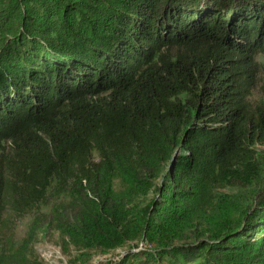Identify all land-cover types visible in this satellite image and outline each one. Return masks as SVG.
Returning a JSON list of instances; mask_svg holds the SVG:
<instances>
[{"label":"trees","instance_id":"1","mask_svg":"<svg viewBox=\"0 0 264 264\" xmlns=\"http://www.w3.org/2000/svg\"><path fill=\"white\" fill-rule=\"evenodd\" d=\"M258 55L264 0H0V264H264Z\"/></svg>","mask_w":264,"mask_h":264},{"label":"rangeland","instance_id":"2","mask_svg":"<svg viewBox=\"0 0 264 264\" xmlns=\"http://www.w3.org/2000/svg\"><path fill=\"white\" fill-rule=\"evenodd\" d=\"M257 62L259 64L258 73L252 78L250 83L251 89L248 95V104L255 108H264V56L258 55ZM258 149H264V144L256 146ZM30 216H27L18 222L17 237L22 236L27 229ZM59 237L56 232H49L45 235H39L38 241L35 243V250L38 256L47 264H68L71 254H75V250L70 248L69 253H65L59 243ZM123 249H117L107 254H99L93 257L92 262L97 260L106 261L116 259ZM160 264V263H157ZM164 264V263H163Z\"/></svg>","mask_w":264,"mask_h":264},{"label":"built area","instance_id":"3","mask_svg":"<svg viewBox=\"0 0 264 264\" xmlns=\"http://www.w3.org/2000/svg\"><path fill=\"white\" fill-rule=\"evenodd\" d=\"M141 247V246H140Z\"/></svg>","mask_w":264,"mask_h":264}]
</instances>
